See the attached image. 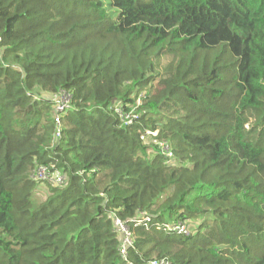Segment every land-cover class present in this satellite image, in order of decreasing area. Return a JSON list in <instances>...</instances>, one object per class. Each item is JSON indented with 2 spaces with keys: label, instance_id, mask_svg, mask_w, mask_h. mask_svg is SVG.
I'll use <instances>...</instances> for the list:
<instances>
[{
  "label": "trees",
  "instance_id": "16d2710c",
  "mask_svg": "<svg viewBox=\"0 0 264 264\" xmlns=\"http://www.w3.org/2000/svg\"><path fill=\"white\" fill-rule=\"evenodd\" d=\"M163 259L264 264V0H0V264Z\"/></svg>",
  "mask_w": 264,
  "mask_h": 264
},
{
  "label": "built area",
  "instance_id": "2783aa9c",
  "mask_svg": "<svg viewBox=\"0 0 264 264\" xmlns=\"http://www.w3.org/2000/svg\"><path fill=\"white\" fill-rule=\"evenodd\" d=\"M51 100L54 103V111H55V123L56 130L54 133V144H57L62 139V116L71 109L72 106V95L68 91H61L51 96ZM116 112L122 117V119L127 124H132L134 120L138 118V116H131L130 114H125L123 109L120 106H116ZM148 134H151L150 132ZM144 140V136H142ZM161 148L163 152L168 156V158H173V152L170 149V146L162 143ZM34 181L39 184H48L52 187L62 186L66 182V176L60 170L56 169L55 166L51 165L50 167L46 165H40L35 170L32 175ZM149 222L150 219L147 218ZM115 227L117 232L122 236V245H121V254L124 259H127V253L130 247L134 245L135 237L132 229L122 220L116 218L115 219ZM168 231L177 232L179 234H183L188 236L191 234V225L188 223H177L170 224L166 228ZM150 264H171L168 260H156L152 261Z\"/></svg>",
  "mask_w": 264,
  "mask_h": 264
},
{
  "label": "rangeland",
  "instance_id": "374dc122",
  "mask_svg": "<svg viewBox=\"0 0 264 264\" xmlns=\"http://www.w3.org/2000/svg\"><path fill=\"white\" fill-rule=\"evenodd\" d=\"M40 188L41 189H39V191L37 192L38 194H36L35 198L37 202L42 201L49 193V187H47L46 185H41ZM165 232H168V230L165 229Z\"/></svg>",
  "mask_w": 264,
  "mask_h": 264
}]
</instances>
